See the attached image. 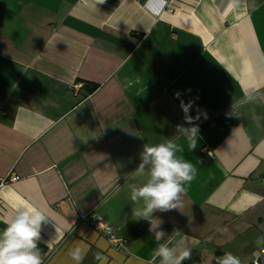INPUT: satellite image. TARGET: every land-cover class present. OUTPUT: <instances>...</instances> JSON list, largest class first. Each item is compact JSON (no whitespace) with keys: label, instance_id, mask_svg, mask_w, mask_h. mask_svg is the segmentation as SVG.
<instances>
[{"label":"crops","instance_id":"0c3cea01","mask_svg":"<svg viewBox=\"0 0 264 264\" xmlns=\"http://www.w3.org/2000/svg\"><path fill=\"white\" fill-rule=\"evenodd\" d=\"M181 99L207 115L192 152L176 130L190 127ZM169 140L197 175L150 232L131 190L148 179L145 145ZM10 172L0 221L23 203L47 213L43 264H74L76 247L82 264H160L161 229L199 264L216 250L264 264V0H0V177Z\"/></svg>","mask_w":264,"mask_h":264},{"label":"clouds","instance_id":"9594fccd","mask_svg":"<svg viewBox=\"0 0 264 264\" xmlns=\"http://www.w3.org/2000/svg\"><path fill=\"white\" fill-rule=\"evenodd\" d=\"M174 97L180 99L181 93H174ZM244 99L250 100V93L246 92ZM193 104L194 101L185 103L180 100L184 122L190 127L184 124L176 126L177 132L184 133L190 152L195 151L200 139V128L196 121L201 115L207 119L206 113L195 117L189 114ZM182 151V147L172 140L144 147L137 172L144 174L146 166H150L148 179L142 186L132 188L130 199L134 204L142 203V206L133 209V218L148 220L150 232H153L156 211L181 209L184 185L193 181L197 175L196 166L180 155ZM49 217L42 209L23 203L16 207L14 215L0 221L3 224L0 228V264H43L39 243L42 224ZM158 225H155L156 228ZM164 235L162 229L155 232V240L159 243L154 251V259L159 258L160 264H183L185 260L191 259L188 247L177 251L170 246L171 240L161 243ZM174 235H179V232L174 230ZM85 254L79 247L69 250V257L74 264H82ZM96 258L102 259L99 254ZM217 264H240V260L232 253H225L217 258Z\"/></svg>","mask_w":264,"mask_h":264},{"label":"built area","instance_id":"2783aa9c","mask_svg":"<svg viewBox=\"0 0 264 264\" xmlns=\"http://www.w3.org/2000/svg\"><path fill=\"white\" fill-rule=\"evenodd\" d=\"M164 7H166V2H163L161 6V8H164ZM80 87H81V83H76L73 85V90L78 91ZM18 179L19 177L13 172H10L6 176L0 177V189L3 188L8 183L15 182ZM262 183H264V178H262ZM94 225L97 229L107 231L106 225L101 220H96ZM109 240L113 244H117L121 241L120 238L115 237L113 234H109ZM253 264H262V263L259 260H255Z\"/></svg>","mask_w":264,"mask_h":264},{"label":"trees","instance_id":"16d2710c","mask_svg":"<svg viewBox=\"0 0 264 264\" xmlns=\"http://www.w3.org/2000/svg\"><path fill=\"white\" fill-rule=\"evenodd\" d=\"M97 87H98V85H96V84L84 83V85H83V89L85 90L86 94L93 93L97 89ZM222 255L223 254L219 250H216L214 253V259H213L212 264H217V258L222 256ZM199 263H200V260L195 253H191V259L184 261V264H199Z\"/></svg>","mask_w":264,"mask_h":264}]
</instances>
